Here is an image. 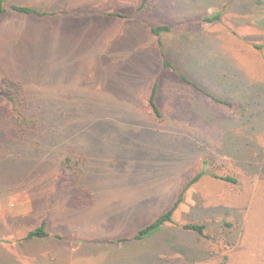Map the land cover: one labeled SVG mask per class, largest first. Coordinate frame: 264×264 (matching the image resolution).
Masks as SVG:
<instances>
[{
  "label": "rangeland",
  "instance_id": "rangeland-1",
  "mask_svg": "<svg viewBox=\"0 0 264 264\" xmlns=\"http://www.w3.org/2000/svg\"><path fill=\"white\" fill-rule=\"evenodd\" d=\"M142 1L6 0L0 83L40 119L22 138L0 94V264H264V0ZM199 172L173 223L135 240Z\"/></svg>",
  "mask_w": 264,
  "mask_h": 264
},
{
  "label": "trees",
  "instance_id": "trees-1",
  "mask_svg": "<svg viewBox=\"0 0 264 264\" xmlns=\"http://www.w3.org/2000/svg\"><path fill=\"white\" fill-rule=\"evenodd\" d=\"M5 2L6 0H0V14L7 12V8L5 7ZM148 2H150V0H143L140 6L137 8L136 12L140 13L141 11L145 10L146 6H148L147 5ZM9 10L14 11L20 15L33 16V17H39V18L51 17L55 15L54 13L47 14L44 12H40L32 7L14 5V4L10 5ZM170 30L171 28L169 26H166V25L158 26L154 28L152 27L151 33L156 37H160L161 34L165 32H169ZM158 46L159 48L162 47L160 40H158ZM171 66L172 65L168 61L164 60V68H168ZM180 77L184 83L191 86L196 91L204 94L205 96L210 98L213 102L219 105L227 106L229 108L233 107V104L230 103L229 101L219 99L209 94L208 92L200 88L196 83L188 80L185 76L180 75ZM158 84H159V78L157 77L154 81L151 94L149 96V101H148L151 112L157 117L160 116V112H159L157 102H156ZM0 94L8 101L11 107V124L13 128L18 130L24 136L22 138L28 139L32 135L36 134V132L38 131V127H39L38 118L40 119V117L38 115H37L38 118L36 117V115L34 117L28 115L27 109H28L29 99L26 96L23 84L17 81L11 80L9 78H5L0 83ZM44 113L41 114V118L44 121L43 124H47V122H50L54 119L53 116H55V114L50 115L47 112H44ZM56 126L57 125H55V127ZM203 175H204L203 172H199L194 177L187 180V182L183 185L181 191L179 192L173 205L166 212L156 217L150 224L140 229L133 238L135 240H141L144 237L159 230L163 226L173 223L174 213L177 211V209L179 208V205L182 203L185 192L188 190V188L195 185L202 178ZM214 178H219L223 181H227L231 183L236 182L235 179L232 177H217L216 175H214ZM181 228L186 231L197 233L201 236L203 235V230H204L203 225L191 223V224L182 225ZM46 237H48V232H47V223H46V220L44 219L41 221L38 227L27 232L26 236L24 237V241L44 239Z\"/></svg>",
  "mask_w": 264,
  "mask_h": 264
}]
</instances>
